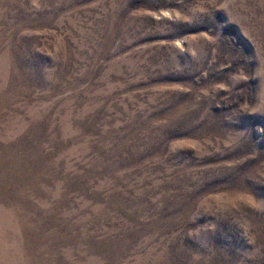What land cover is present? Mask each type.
Listing matches in <instances>:
<instances>
[{
  "label": "rangeland",
  "instance_id": "1",
  "mask_svg": "<svg viewBox=\"0 0 264 264\" xmlns=\"http://www.w3.org/2000/svg\"><path fill=\"white\" fill-rule=\"evenodd\" d=\"M0 264H264V0H0Z\"/></svg>",
  "mask_w": 264,
  "mask_h": 264
}]
</instances>
